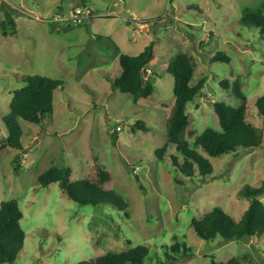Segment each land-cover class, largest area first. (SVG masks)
Segmentation results:
<instances>
[{
  "label": "rangeland",
  "instance_id": "obj_1",
  "mask_svg": "<svg viewBox=\"0 0 264 264\" xmlns=\"http://www.w3.org/2000/svg\"><path fill=\"white\" fill-rule=\"evenodd\" d=\"M82 7L91 13L81 25L60 21ZM5 10L12 14L15 34ZM247 12L264 15V0H0V135L7 136L2 119L28 75L63 81L51 115L40 124L19 119L22 148L0 147V203L18 202L25 232L24 248L12 264H75L139 244L150 246V264H210L212 257L264 264V234L205 241L191 226L193 218L214 207L241 218L249 202L239 191L258 187L264 178V144L208 157L213 173L206 179L186 177L154 155L166 143L175 100L174 78L166 67L180 53L194 65L191 85L205 78L186 109L197 134L219 130L215 102L237 105L220 85L235 79L247 97V122L264 131L256 107L264 95V36L241 23ZM151 41L155 52L144 79L154 92L134 103L106 77L120 74L119 53L138 55ZM219 52L230 61L211 62ZM138 120L150 131L131 135ZM188 141L192 145L194 139ZM96 165L110 174L104 186L123 197L125 212L77 204L57 183L42 187L37 180L52 166H70L73 181L91 178ZM259 199L264 202V194ZM176 242L186 243L189 254L169 261L164 252L171 254Z\"/></svg>",
  "mask_w": 264,
  "mask_h": 264
},
{
  "label": "trees",
  "instance_id": "obj_2",
  "mask_svg": "<svg viewBox=\"0 0 264 264\" xmlns=\"http://www.w3.org/2000/svg\"><path fill=\"white\" fill-rule=\"evenodd\" d=\"M6 18L15 34V22L10 11L5 10ZM247 27L259 29L264 36V15L247 12L241 19ZM3 35L7 36L6 22L1 23ZM155 42L151 41L138 55L130 56L119 53L120 74L114 78L106 77L113 90L129 94L133 102L141 99H151L154 87L144 79V73L153 59ZM211 62H229L230 58L223 52L217 53ZM166 72L174 78L173 94L174 104L166 120V143L154 152L159 161L169 160L171 166L177 168L189 178L196 175L202 179L208 178L213 173V166L208 157L216 158L236 152L239 149H256L264 144V131L248 123L247 97L242 91L238 79L232 82L223 80L220 85L229 90L234 96L237 105L220 101L213 105L218 118L219 130L206 128L197 134L191 125L187 113V104L195 98L205 84L201 78L196 84L191 85L194 76V65L191 58L185 54H178L169 62ZM26 85L15 91L10 102V112L2 122L7 136L0 135L1 148L21 149L22 129L19 119L33 124H40L44 117L54 111V93L63 85V81L42 75H28ZM258 113L263 116L264 123V95L256 100ZM131 135L138 131L149 132L150 127L143 120L130 126ZM112 142L117 140L116 132L111 134ZM188 139H194L190 145ZM170 148H172L170 150ZM207 155L204 156L200 151ZM170 151V152H169ZM70 166H52L40 173L37 180L42 187L57 183L59 188L74 202L80 205H92L99 209L118 210L125 212L128 205L121 195L111 189L105 188V183L110 179V174L96 165L95 176L71 179ZM264 194V178L258 187L245 185L239 191V197L248 200L247 209L239 220H235L220 207H214L202 218L191 220V226L197 237L205 241L219 238L221 241L245 240L252 237L259 238L264 234V202L259 197ZM23 214L16 200L2 201L0 203V263H14L24 248L25 232L20 226ZM182 249V250H181ZM171 254L164 252L167 260L175 255L188 256L190 249L186 243H174L170 247ZM151 248L147 244L128 247L123 251H109L88 260H81L75 264H150L152 259ZM156 264H167L158 260ZM210 264H243L236 259L227 262L211 258Z\"/></svg>",
  "mask_w": 264,
  "mask_h": 264
},
{
  "label": "built area",
  "instance_id": "obj_3",
  "mask_svg": "<svg viewBox=\"0 0 264 264\" xmlns=\"http://www.w3.org/2000/svg\"><path fill=\"white\" fill-rule=\"evenodd\" d=\"M90 13L91 11L87 7L77 8L72 10L68 16H62L60 21L69 26L81 25ZM117 130H121V128L118 126Z\"/></svg>",
  "mask_w": 264,
  "mask_h": 264
}]
</instances>
